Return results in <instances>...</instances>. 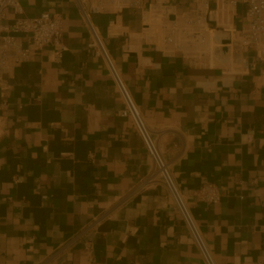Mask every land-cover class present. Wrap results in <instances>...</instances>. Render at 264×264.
Instances as JSON below:
<instances>
[{"label": "crops", "instance_id": "0c3cea01", "mask_svg": "<svg viewBox=\"0 0 264 264\" xmlns=\"http://www.w3.org/2000/svg\"><path fill=\"white\" fill-rule=\"evenodd\" d=\"M20 1L62 15L66 50L46 47L1 95L0 264H204L167 189L143 184L152 159L75 0ZM111 18L92 15L218 264H264V60L224 85L219 69L110 36ZM207 182L219 202L198 199Z\"/></svg>", "mask_w": 264, "mask_h": 264}, {"label": "built area", "instance_id": "2783aa9c", "mask_svg": "<svg viewBox=\"0 0 264 264\" xmlns=\"http://www.w3.org/2000/svg\"><path fill=\"white\" fill-rule=\"evenodd\" d=\"M178 1L75 0L91 33L88 46L103 59L121 97L120 115L130 119L152 159V169L143 184L151 187L160 183L167 189L203 263L218 264L174 177L171 163L163 156L111 50L92 19L93 14L108 13L112 16L108 25L110 36L136 37L165 55L181 53L195 64L219 69L224 85L248 75L257 61L264 60V0H189L190 5L182 10ZM126 9L140 12L139 30H133L123 22ZM63 30L64 19L59 13L43 11L29 16L20 0H0V109L1 95L5 94L9 80L21 65L48 46H53L56 58L61 59L66 50L62 41ZM25 38L31 41V46L25 43ZM249 48H253L254 59L247 54ZM5 128L6 123L0 117V137ZM197 197L206 203H217L221 193L216 184L207 182L198 190Z\"/></svg>", "mask_w": 264, "mask_h": 264}]
</instances>
